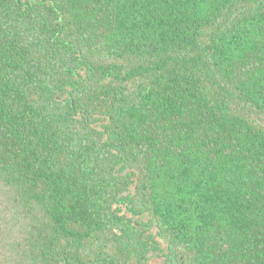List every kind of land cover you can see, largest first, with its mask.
Wrapping results in <instances>:
<instances>
[{"label":"trees","instance_id":"1","mask_svg":"<svg viewBox=\"0 0 264 264\" xmlns=\"http://www.w3.org/2000/svg\"><path fill=\"white\" fill-rule=\"evenodd\" d=\"M0 264H264V0H0Z\"/></svg>","mask_w":264,"mask_h":264}]
</instances>
